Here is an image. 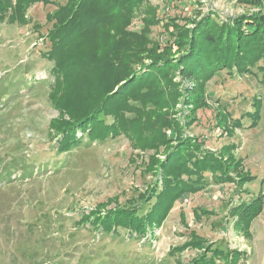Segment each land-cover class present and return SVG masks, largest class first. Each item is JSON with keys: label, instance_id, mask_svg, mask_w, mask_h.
Wrapping results in <instances>:
<instances>
[{"label": "rangeland", "instance_id": "1", "mask_svg": "<svg viewBox=\"0 0 264 264\" xmlns=\"http://www.w3.org/2000/svg\"><path fill=\"white\" fill-rule=\"evenodd\" d=\"M25 2L28 6L18 20L10 21L8 12L0 14V264H186L197 253L176 249L192 231L213 247L237 250L235 264H264V201L247 235L234 226L233 217L238 204L264 196V84L251 74L230 78L221 69L206 82L205 103L197 106L195 121L184 130L183 136L200 140L225 159L231 158L227 149L232 150L229 161H240V167L229 168L233 183H216L208 175V184L177 200L152 233L130 237L122 229L115 235L105 233L94 226L95 217L139 204V193L159 178L141 166L152 152L140 153L124 136L68 153L58 150L54 121L68 116L51 95L53 61L46 55L51 48L48 31L54 24L48 15L63 1ZM151 4L160 7L159 17L175 18L184 29L211 14L218 20L247 16L264 23V0H151ZM127 28L131 32L145 28L151 39L167 37L162 23L148 27L135 18ZM177 49L170 52L172 61L178 57ZM145 54L133 60L149 63ZM175 80L182 92L192 87L180 74ZM56 96L62 100L61 89ZM97 100L93 96L81 110ZM257 105L261 112L254 119ZM223 114L230 118L225 126L219 125ZM184 116L186 112L181 123ZM169 136L173 139L174 132ZM246 174L251 180L244 183L239 178Z\"/></svg>", "mask_w": 264, "mask_h": 264}, {"label": "trees", "instance_id": "2", "mask_svg": "<svg viewBox=\"0 0 264 264\" xmlns=\"http://www.w3.org/2000/svg\"><path fill=\"white\" fill-rule=\"evenodd\" d=\"M25 1L48 0H0V14L8 12L10 21L18 20ZM62 1L54 14L48 15L54 24L48 31L51 48L46 55L53 61L50 75L55 86L51 95L68 116V120L59 116L61 119L54 121V130L60 136L58 150L68 153L81 145L124 136L135 142L140 153L152 152L141 166L159 177L139 193V204L105 211L95 217L94 226L112 235L118 229L129 237L152 233L177 200L208 184V175L216 183H233L229 168L240 167V161H229L233 157L231 149H227L231 158L225 159L221 153L204 148L200 140L183 135L190 121H195L197 106L205 103L206 82L222 73L221 69L230 78L251 74L264 84V23L247 16L218 20L211 14L191 21V27L184 29L175 18L159 17L161 9L151 0ZM135 18L148 27L162 23L167 37L151 39L145 28L128 31ZM174 47L178 48L174 53L178 57L172 61ZM96 52L100 56L96 57ZM143 54L149 63L133 60ZM176 74L192 87L182 92ZM59 89L62 100L56 96ZM93 96L98 98L95 104L81 110ZM185 112L181 123L179 118ZM258 112L259 105L251 116L257 119ZM227 119L223 114L219 125L225 126ZM161 155L163 160L159 159ZM242 179L246 183L251 177L241 175ZM263 201L264 196L259 195L233 208L234 226L247 235L252 220L262 211ZM145 204V212L138 214ZM184 249L197 253L186 264H235L240 255L237 250L213 247L193 231L176 250Z\"/></svg>", "mask_w": 264, "mask_h": 264}]
</instances>
